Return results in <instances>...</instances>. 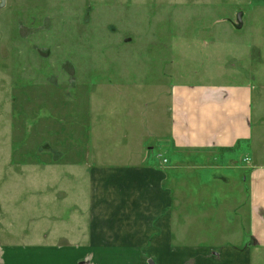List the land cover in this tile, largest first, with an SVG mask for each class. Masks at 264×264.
I'll return each mask as SVG.
<instances>
[{"label":"rangeland","instance_id":"1","mask_svg":"<svg viewBox=\"0 0 264 264\" xmlns=\"http://www.w3.org/2000/svg\"><path fill=\"white\" fill-rule=\"evenodd\" d=\"M6 1L0 10V241H33L34 233L71 241L83 230L96 231L102 238L93 240L91 264H264V246L249 237L247 190L231 206L229 224L208 216L222 211L215 206L198 223L186 222L198 238H178L176 223L137 215L135 222L113 223L110 207L100 208V200L111 201L117 166L166 168L172 188L220 185L230 174L235 189H244L249 157L264 165V0ZM240 84L254 88L253 140L230 155L247 170L214 169L228 164L226 150L193 152L197 169L186 168L190 154L181 153L185 165L178 167L170 137L173 88ZM176 207L174 199L172 209L180 213ZM201 208L183 206L182 214L198 215ZM167 227L171 238L161 234ZM123 231L130 236L120 238Z\"/></svg>","mask_w":264,"mask_h":264},{"label":"crops","instance_id":"2","mask_svg":"<svg viewBox=\"0 0 264 264\" xmlns=\"http://www.w3.org/2000/svg\"><path fill=\"white\" fill-rule=\"evenodd\" d=\"M253 93V86L246 84L232 87L226 85L175 86L171 101L170 137L173 148L179 152L176 155L179 159L178 167H181L183 163L190 162L186 168L197 169L198 167L191 161L193 152L226 150L223 152L225 154L223 160H226L224 162L229 161L228 164L215 165L214 169L247 170L230 154L233 153L231 150L236 148L239 143L253 140ZM188 152L190 161L181 163V153ZM249 159V169L242 175L244 189L242 186L235 189L233 183L236 177L230 176L229 173L228 176L222 175L223 180L220 185L208 183L203 184L201 188L197 183L189 182L188 184L179 183L177 188L176 186L172 188L166 183L169 180L166 168L162 167L161 171L153 167L117 166L115 169L118 173L116 179L111 176L113 182L110 186V191L113 192L111 201L104 204L100 200V208L106 205L110 207L109 215L112 217L111 222L113 223L128 222L132 216L137 215L144 222L152 220L153 223L156 222L160 225L176 223L175 233L178 238H198L202 236L192 233L193 226H186V228H190V231L186 230L184 226L186 222L198 223L197 219L200 214H204L209 206H215L222 208V211L217 212L216 208L212 214L208 213V216L213 215V218L221 219L224 225L229 224L232 216L231 206L236 203V199L243 197V191L247 190L249 226L252 228L249 237L264 246V165L256 163L250 157ZM97 171L101 173L102 169L96 170L94 177ZM120 176H126L124 182L117 180ZM114 185L116 186L114 187ZM115 190H117L116 195H114ZM177 191L180 195L179 200L176 198L177 193L175 192ZM232 197L235 198L232 200ZM174 199L176 209L178 211L180 208V213H175L176 211L172 209ZM219 201L222 202L221 205H218ZM95 203L93 201L92 204L97 207ZM187 205L188 207H202V210L197 212L198 215L191 216L189 213L186 217L187 215L182 212L183 206ZM227 206L230 208L227 209ZM97 214L100 213L95 211L93 216L96 218ZM129 222H135V220L131 218ZM167 228V230H161V234L166 238H171L173 236L171 233L174 231L171 230V227ZM130 233L123 231L117 235L123 238L130 236ZM223 233L225 232L223 231ZM34 234L36 237H33V241L26 238H21L22 240L15 238L18 241H11V243L0 241V264H91L96 253L93 240L102 238L101 234L96 231L87 232L84 230L74 237L76 240L72 238L71 241L65 239L48 241L49 237L43 236L47 233L43 234L41 238L40 234ZM147 236L144 235V237ZM242 237L245 238L247 235L244 234ZM87 239L91 242L86 241ZM243 253L248 255L245 249ZM219 256L221 257L222 253ZM149 261L155 264L152 259L148 260V264Z\"/></svg>","mask_w":264,"mask_h":264},{"label":"water","instance_id":"3","mask_svg":"<svg viewBox=\"0 0 264 264\" xmlns=\"http://www.w3.org/2000/svg\"><path fill=\"white\" fill-rule=\"evenodd\" d=\"M7 1L6 0H0V10L3 9L6 6ZM238 28H241L244 25L243 22V13H240L237 16V23L235 24ZM149 264H154L152 261H149Z\"/></svg>","mask_w":264,"mask_h":264}]
</instances>
